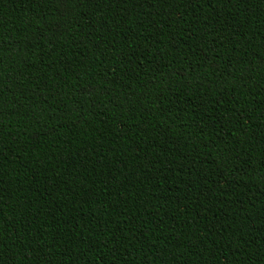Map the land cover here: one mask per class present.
Instances as JSON below:
<instances>
[{
	"label": "trees",
	"instance_id": "obj_1",
	"mask_svg": "<svg viewBox=\"0 0 264 264\" xmlns=\"http://www.w3.org/2000/svg\"><path fill=\"white\" fill-rule=\"evenodd\" d=\"M0 264H264V0H0Z\"/></svg>",
	"mask_w": 264,
	"mask_h": 264
}]
</instances>
